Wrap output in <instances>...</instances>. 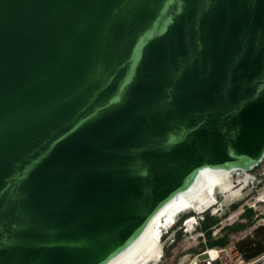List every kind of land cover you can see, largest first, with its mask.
Wrapping results in <instances>:
<instances>
[{"label": "water", "instance_id": "1", "mask_svg": "<svg viewBox=\"0 0 264 264\" xmlns=\"http://www.w3.org/2000/svg\"><path fill=\"white\" fill-rule=\"evenodd\" d=\"M263 156L264 0H0V264H107Z\"/></svg>", "mask_w": 264, "mask_h": 264}, {"label": "rangeland", "instance_id": "2", "mask_svg": "<svg viewBox=\"0 0 264 264\" xmlns=\"http://www.w3.org/2000/svg\"><path fill=\"white\" fill-rule=\"evenodd\" d=\"M241 171L233 173L228 187L217 188L214 198L196 210L181 212L162 228L158 257L146 264H203L204 250L235 243L264 225V156Z\"/></svg>", "mask_w": 264, "mask_h": 264}, {"label": "bare ground", "instance_id": "3", "mask_svg": "<svg viewBox=\"0 0 264 264\" xmlns=\"http://www.w3.org/2000/svg\"><path fill=\"white\" fill-rule=\"evenodd\" d=\"M243 172L239 169L231 171L214 168L200 169L194 182L186 190L180 191L166 202L148 221L139 237L107 264H146L149 260L155 261L159 254L158 240L162 228L173 222L181 212L196 210L198 206L214 198L217 188L230 184L233 173ZM217 252V249L205 251L213 258L218 255Z\"/></svg>", "mask_w": 264, "mask_h": 264}, {"label": "built area", "instance_id": "4", "mask_svg": "<svg viewBox=\"0 0 264 264\" xmlns=\"http://www.w3.org/2000/svg\"><path fill=\"white\" fill-rule=\"evenodd\" d=\"M205 251L201 253L205 255L203 264H264V251L251 259H245L235 243L217 249L218 255L215 258Z\"/></svg>", "mask_w": 264, "mask_h": 264}, {"label": "trees", "instance_id": "5", "mask_svg": "<svg viewBox=\"0 0 264 264\" xmlns=\"http://www.w3.org/2000/svg\"><path fill=\"white\" fill-rule=\"evenodd\" d=\"M235 245L245 259H251L264 251V225H258L251 233L240 237Z\"/></svg>", "mask_w": 264, "mask_h": 264}]
</instances>
